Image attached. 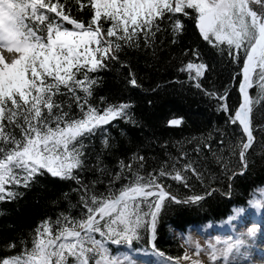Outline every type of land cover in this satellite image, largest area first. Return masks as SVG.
I'll return each mask as SVG.
<instances>
[{
	"label": "snow or ice",
	"instance_id": "snow-or-ice-1",
	"mask_svg": "<svg viewBox=\"0 0 264 264\" xmlns=\"http://www.w3.org/2000/svg\"><path fill=\"white\" fill-rule=\"evenodd\" d=\"M76 2L81 10L86 7L82 0ZM89 2L93 14L85 24L71 16L62 0H0V201L21 196L13 186L28 188L45 172L81 184L78 174H74V170L84 166V144L80 138L93 134L101 125L125 117L130 107L121 103L101 112L88 104L91 86L97 81L90 79L87 73L107 68L108 61L118 59L117 53L123 46L139 48L141 36L145 47L152 46L165 20L171 24L172 43H176V37L184 30L181 16H189V9L196 13V27L201 38L211 47L223 51L220 45L226 44L228 55L234 61L239 60L241 52L244 54L242 73L237 74H242L239 83L242 100L229 115V122L238 124L246 137L236 145L242 165L239 174L243 175L247 168L246 153L255 140L251 113L253 104L259 102L250 97L249 89L257 86L259 98H264V0ZM252 4L257 5L258 10ZM102 20L111 21L107 29ZM65 23L72 28L65 27ZM191 54L194 59L188 60L180 71H187L189 79L195 81L194 86L200 88L199 80L209 70V65L201 59L197 49H192ZM82 70L83 78L78 79ZM128 83L139 87L134 76ZM62 88L71 93L70 99L83 113L81 118L74 119L64 104L55 99L66 94ZM77 89L84 93L83 97L77 94ZM226 98L227 91L217 97L220 101ZM221 108L230 112L227 103H222ZM181 123V119L175 118L168 121L170 127ZM204 147L211 150L210 144ZM133 159L143 161L144 157ZM132 167L131 163L121 161V171L116 173L114 180H119L125 169L132 172ZM188 170L200 176L191 162L184 164L183 170L174 168V174L162 169L159 175L170 176L187 187V177L183 173ZM134 175L135 179L124 185L118 194L109 191L107 195H97L82 184L80 200L84 213L81 219H70L62 214V218L54 222L61 225L55 231L49 221L41 222L35 230L33 247L3 258L0 264H69V258L74 264H135L129 255L123 261L112 256L108 245L131 246L134 239L140 238L141 227L154 240L156 221L165 200L176 204L197 203L204 196L181 200L166 191L157 182V176L151 173L147 178ZM152 197L155 199H150ZM145 204L148 210L142 211ZM243 211L236 209L237 213ZM254 231L248 235H253ZM223 244L219 249L215 244L208 245L213 264L220 257L229 264L230 254L233 250L239 252L244 241L237 239ZM199 255L196 245L191 255L185 251L180 257L168 259L175 264L181 261L201 264L193 259Z\"/></svg>",
	"mask_w": 264,
	"mask_h": 264
},
{
	"label": "trees",
	"instance_id": "trees-1",
	"mask_svg": "<svg viewBox=\"0 0 264 264\" xmlns=\"http://www.w3.org/2000/svg\"><path fill=\"white\" fill-rule=\"evenodd\" d=\"M62 2L72 17L85 24L91 19L93 10L89 0H82L86 4L83 10L76 0ZM187 11L190 15L181 16L184 30L176 37V43H172L171 24L165 20L152 46L145 47L141 36L139 48L123 46L117 53L118 59L108 61L107 68L87 73L90 79L97 81L91 86L88 104L101 112L110 105L129 104L127 115L80 138L84 144V166L74 170V174H78L81 184L45 172L28 188L13 186L22 195L11 201H0V260L31 249L35 230L41 222L49 221L55 231L61 225L54 222L62 218V214L70 219H81L84 213L80 200L82 184L97 195H107L109 191L118 194L124 185L135 179L134 174L147 178L151 173L157 176L158 183L180 199L204 196L197 203L176 204L166 200L154 240L141 227L140 238L134 239L131 246L108 245L116 258L151 256L161 264H175L158 253L167 258L182 256L186 251L183 243L189 240L193 229L225 228L238 215L263 201L264 98H259L257 86L250 89L253 100L259 99V102L253 104L251 120L255 140L247 151V168L241 175L240 150L236 145L246 137L238 124L229 122V115L242 100L239 92L242 74H237L242 73L244 54L241 52L239 60L234 61L228 55L226 44L220 45L223 51L211 47L196 27V13ZM101 23L107 29L111 21ZM64 26L72 28L66 23ZM192 49H197L201 59L209 65V70L199 80L200 88L194 86L195 81L189 79L187 71H180L188 60L194 59ZM83 71L77 75L78 79L83 78ZM132 76L139 87L128 83ZM226 91V101L217 99ZM62 92L66 94L55 99L64 104L74 119L81 118L83 113L70 99L71 93L63 88ZM77 94L84 96L79 89ZM222 103H227L230 112L221 108ZM174 118L182 120L179 128L168 126V121ZM205 144H210L211 150L205 148ZM139 156L144 160L133 159ZM121 161L131 163L132 172L125 169L121 178L114 180L121 171ZM189 162L200 176L185 171L187 187L170 176L159 175L162 169L174 174V168L183 170V165ZM208 192L212 194L207 195ZM236 209L244 211L237 213ZM147 210V205H143L142 211ZM69 264H74L71 258Z\"/></svg>",
	"mask_w": 264,
	"mask_h": 264
},
{
	"label": "rangeland",
	"instance_id": "rangeland-1",
	"mask_svg": "<svg viewBox=\"0 0 264 264\" xmlns=\"http://www.w3.org/2000/svg\"><path fill=\"white\" fill-rule=\"evenodd\" d=\"M258 205H260V206L258 208L255 207L252 210L253 213L250 216L254 217V215H256L258 213L264 217V200L261 203H259ZM242 219H243V217L241 219L236 218V222H235L236 224L230 223L228 226V229H226V230L215 231L214 230L215 228L212 227L209 229H204L202 231L201 230L192 231L191 237L189 238V240L185 241L186 242L185 243L186 251L191 255L192 252L195 250V246L198 245L199 249H200V255L198 257H193V259H198L201 262V264H213V262L209 258L210 250L208 248V245L209 244H215L216 247L219 249V248H222L224 246V244H223L224 241L234 242L237 239H242V237L235 235L236 230L234 228V227L239 226L237 224H239L238 222H240V220H242ZM240 229L241 230L243 229L242 231L245 233H249L253 229L255 231H259L261 229V225L250 220V222L247 225H245V227H243V228L241 227ZM217 241H219V243H217ZM119 260L123 261L124 259L120 258ZM132 260H134V259H132ZM231 262H232V258H231V254H230L229 264H231ZM125 264H126V262H125ZM135 264H145V263H140L139 260H136ZM181 264H188V262L187 261H181ZM215 264H225V262H224L223 258L220 257L217 259Z\"/></svg>",
	"mask_w": 264,
	"mask_h": 264
},
{
	"label": "bare ground",
	"instance_id": "bare-ground-1",
	"mask_svg": "<svg viewBox=\"0 0 264 264\" xmlns=\"http://www.w3.org/2000/svg\"><path fill=\"white\" fill-rule=\"evenodd\" d=\"M251 6L258 10L257 5L252 4ZM261 218V229L255 231L251 236L243 232V229H239L245 227L250 220L246 224L240 223L238 227H234L235 234L242 237L244 244L240 247L239 252L233 250V253H231V264H264V217L261 216Z\"/></svg>",
	"mask_w": 264,
	"mask_h": 264
},
{
	"label": "water",
	"instance_id": "water-1",
	"mask_svg": "<svg viewBox=\"0 0 264 264\" xmlns=\"http://www.w3.org/2000/svg\"><path fill=\"white\" fill-rule=\"evenodd\" d=\"M249 95H250V89H249ZM250 97H251V95H250ZM116 120V119H115ZM115 120H113V121H111L110 123H108V124H104V125H101V127H104V126H108V125H110L112 122H114ZM182 124V123H181ZM181 124L179 125V126H172L171 128H179L180 126H181ZM169 126V125H168ZM170 127V126H169ZM166 190V189H165ZM166 191H168V190H166ZM169 192V191H168ZM173 195V194H172ZM180 199V198H179ZM181 200H183V199H181ZM166 201V200H165ZM158 219V218H157ZM156 227H157V221H156Z\"/></svg>",
	"mask_w": 264,
	"mask_h": 264
}]
</instances>
